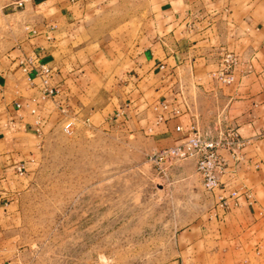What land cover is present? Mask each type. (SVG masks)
I'll return each instance as SVG.
<instances>
[{"label": "crops", "instance_id": "obj_1", "mask_svg": "<svg viewBox=\"0 0 264 264\" xmlns=\"http://www.w3.org/2000/svg\"><path fill=\"white\" fill-rule=\"evenodd\" d=\"M18 7L19 36L0 51V264L15 251L16 216L42 143L59 124L58 105L92 128L123 123L160 145L184 142L192 125L236 129L248 141L241 159L225 156L219 185L203 189L208 212L178 234L180 251L166 264H264V0H23ZM221 49L238 55L229 85L211 76ZM30 55L52 68L60 96L42 99L29 85L19 60Z\"/></svg>", "mask_w": 264, "mask_h": 264}, {"label": "rangeland", "instance_id": "obj_2", "mask_svg": "<svg viewBox=\"0 0 264 264\" xmlns=\"http://www.w3.org/2000/svg\"><path fill=\"white\" fill-rule=\"evenodd\" d=\"M13 1L0 0V51L19 36ZM70 122L71 134L59 121L42 143L9 264H166L178 234L210 208L194 162L161 176L149 155L168 144L123 123Z\"/></svg>", "mask_w": 264, "mask_h": 264}, {"label": "built area", "instance_id": "obj_3", "mask_svg": "<svg viewBox=\"0 0 264 264\" xmlns=\"http://www.w3.org/2000/svg\"><path fill=\"white\" fill-rule=\"evenodd\" d=\"M18 6L23 5V0L17 2ZM219 62L211 76L220 83L229 85L234 82V68L238 63V55L225 49L218 50ZM22 72L27 75L29 85L38 87L42 99L60 96L64 91L59 84L52 83L53 70L47 64L39 62L36 56H27L19 60ZM38 80V81H36ZM20 107V103H17ZM166 108L167 105L162 103ZM35 109L31 110L34 114ZM59 121L62 122V131L71 134L70 119L76 118L74 114L65 106L58 105ZM172 112L178 114L180 109L173 108ZM160 118V117H159ZM83 122L89 125L88 118ZM191 135L184 142L173 144L159 149L149 155V161L153 162L161 176L166 175V171L180 161L191 160L194 162L195 170L200 177V183L204 190L209 191L219 185L220 176L229 167L226 155L234 163L241 159L240 150L248 141L242 140L236 129L218 123L214 129L201 132L194 125L191 126ZM177 131L181 127H176ZM19 172L22 167H18ZM237 191H232L230 197H235ZM218 205L226 208L228 197L218 196Z\"/></svg>", "mask_w": 264, "mask_h": 264}]
</instances>
